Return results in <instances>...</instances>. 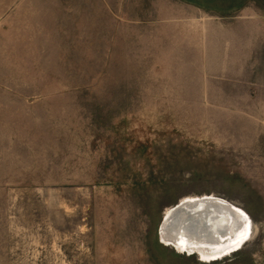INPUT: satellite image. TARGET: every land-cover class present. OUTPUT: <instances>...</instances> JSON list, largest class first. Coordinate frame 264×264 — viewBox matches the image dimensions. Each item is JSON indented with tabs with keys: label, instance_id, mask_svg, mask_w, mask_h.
<instances>
[{
	"label": "rangeland",
	"instance_id": "374dc122",
	"mask_svg": "<svg viewBox=\"0 0 264 264\" xmlns=\"http://www.w3.org/2000/svg\"><path fill=\"white\" fill-rule=\"evenodd\" d=\"M206 20L221 93L223 35L264 28V0H0V264H264L262 163L222 144L229 99L176 112ZM201 196L252 224L209 261L158 233Z\"/></svg>",
	"mask_w": 264,
	"mask_h": 264
},
{
	"label": "crops",
	"instance_id": "0c3cea01",
	"mask_svg": "<svg viewBox=\"0 0 264 264\" xmlns=\"http://www.w3.org/2000/svg\"><path fill=\"white\" fill-rule=\"evenodd\" d=\"M210 25L207 20L203 25H198L201 33L200 47L203 51L201 58L204 61L201 67H198V63L185 65L184 69L191 74V91L180 96L179 107L184 109L176 112L208 114L214 108L216 96L228 98L229 100L222 102L224 112L229 115L228 126H225L227 134L224 135L222 144L254 146L256 161L262 163L255 171V178L264 179V56L258 42L264 35V28L244 21L237 29L229 30L223 35V75L220 80L223 85L221 93H216L214 70L210 62L213 60L212 50L215 48L210 42ZM197 70L200 72L199 76L193 74ZM224 91L226 93L223 94ZM256 190L264 202V191L258 185Z\"/></svg>",
	"mask_w": 264,
	"mask_h": 264
},
{
	"label": "bare ground",
	"instance_id": "6f19581e",
	"mask_svg": "<svg viewBox=\"0 0 264 264\" xmlns=\"http://www.w3.org/2000/svg\"><path fill=\"white\" fill-rule=\"evenodd\" d=\"M165 213L158 229L161 241L205 261L237 250L251 232L249 216L215 196L185 198Z\"/></svg>",
	"mask_w": 264,
	"mask_h": 264
}]
</instances>
